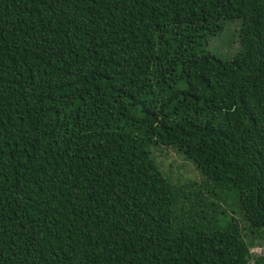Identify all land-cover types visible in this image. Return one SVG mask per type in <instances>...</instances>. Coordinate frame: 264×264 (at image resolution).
<instances>
[{
  "label": "trees",
  "instance_id": "1",
  "mask_svg": "<svg viewBox=\"0 0 264 264\" xmlns=\"http://www.w3.org/2000/svg\"><path fill=\"white\" fill-rule=\"evenodd\" d=\"M237 19L238 51L210 49ZM258 244L264 0H0V264H264Z\"/></svg>",
  "mask_w": 264,
  "mask_h": 264
},
{
  "label": "rangeland",
  "instance_id": "2",
  "mask_svg": "<svg viewBox=\"0 0 264 264\" xmlns=\"http://www.w3.org/2000/svg\"><path fill=\"white\" fill-rule=\"evenodd\" d=\"M229 23V24H228ZM231 23H239L240 28V20H233L226 22L224 25L225 33L221 35L222 43L221 46H216L220 43V37H215L210 40V49H217L220 51L222 55H233L240 48H232L231 43L233 42V38L231 36V31L228 29ZM223 29V30H224ZM239 31V30H238ZM215 46H213V45ZM238 45V44H236ZM150 149L153 152V158L156 163L161 168L164 176L170 177L173 180L182 181H192L200 178L199 172L193 166V163L190 160L183 158L180 154L173 151L172 149H165L163 146H151ZM182 180V181H181ZM249 252L252 256H263L264 257V244L256 245L249 249Z\"/></svg>",
  "mask_w": 264,
  "mask_h": 264
}]
</instances>
